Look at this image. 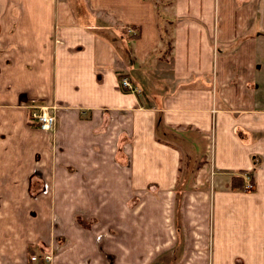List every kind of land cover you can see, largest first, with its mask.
<instances>
[{
	"label": "crops",
	"instance_id": "obj_1",
	"mask_svg": "<svg viewBox=\"0 0 264 264\" xmlns=\"http://www.w3.org/2000/svg\"><path fill=\"white\" fill-rule=\"evenodd\" d=\"M263 62L264 0H0V264H264Z\"/></svg>",
	"mask_w": 264,
	"mask_h": 264
},
{
	"label": "built area",
	"instance_id": "obj_2",
	"mask_svg": "<svg viewBox=\"0 0 264 264\" xmlns=\"http://www.w3.org/2000/svg\"><path fill=\"white\" fill-rule=\"evenodd\" d=\"M121 84L123 87L127 88L131 92H139L136 86H133L127 79L121 80ZM31 118L38 125V128L42 131H50L54 128L55 124V116L50 113L49 108L44 105L34 109L31 112ZM246 189L251 188V184L249 180H246ZM31 261L35 260V257H31Z\"/></svg>",
	"mask_w": 264,
	"mask_h": 264
},
{
	"label": "rangeland",
	"instance_id": "obj_3",
	"mask_svg": "<svg viewBox=\"0 0 264 264\" xmlns=\"http://www.w3.org/2000/svg\"><path fill=\"white\" fill-rule=\"evenodd\" d=\"M109 38H110V36H108ZM111 39L112 40H116L115 38H114V36H111ZM169 42V41H168ZM166 48V47H165ZM153 57V56H152ZM151 57V58H152ZM150 58V57H149ZM263 67H264V62H263ZM261 76H263L264 77V68H263V73H261ZM138 87V86H137ZM139 88V87H138ZM147 89V88H146ZM129 91V90H128ZM130 92V91H129ZM138 93V92H137ZM148 94H150V92H149V90H148ZM182 167H183V165H182ZM182 171L184 172V170H183V168H182ZM43 187V186H42ZM58 219L54 222V226L55 227H57L58 226ZM58 246L59 245H61V244H57ZM60 247V246H59ZM57 253H59V252H57ZM28 255H30V252L28 253ZM46 260H48L47 258H46Z\"/></svg>",
	"mask_w": 264,
	"mask_h": 264
},
{
	"label": "trees",
	"instance_id": "obj_4",
	"mask_svg": "<svg viewBox=\"0 0 264 264\" xmlns=\"http://www.w3.org/2000/svg\"><path fill=\"white\" fill-rule=\"evenodd\" d=\"M128 37H129V39H137L139 36H138V34H136L134 36H128ZM34 126H37L38 127V125L36 123H34ZM29 252H31V251H29Z\"/></svg>",
	"mask_w": 264,
	"mask_h": 264
}]
</instances>
